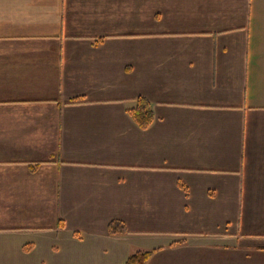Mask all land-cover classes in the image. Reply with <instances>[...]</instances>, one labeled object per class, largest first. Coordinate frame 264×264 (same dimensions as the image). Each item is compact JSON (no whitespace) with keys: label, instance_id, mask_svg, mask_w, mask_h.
Instances as JSON below:
<instances>
[{"label":"crops","instance_id":"0c3cea01","mask_svg":"<svg viewBox=\"0 0 264 264\" xmlns=\"http://www.w3.org/2000/svg\"><path fill=\"white\" fill-rule=\"evenodd\" d=\"M138 250L264 264V0H0V264Z\"/></svg>","mask_w":264,"mask_h":264},{"label":"trees","instance_id":"16d2710c","mask_svg":"<svg viewBox=\"0 0 264 264\" xmlns=\"http://www.w3.org/2000/svg\"><path fill=\"white\" fill-rule=\"evenodd\" d=\"M131 116L142 128L148 127L153 119L154 113L147 98L139 97L137 105L130 110ZM108 230L112 234L126 232V225L122 220H112L108 225ZM153 251L138 250L128 256L126 264H146Z\"/></svg>","mask_w":264,"mask_h":264},{"label":"rangeland","instance_id":"374dc122","mask_svg":"<svg viewBox=\"0 0 264 264\" xmlns=\"http://www.w3.org/2000/svg\"><path fill=\"white\" fill-rule=\"evenodd\" d=\"M52 257L48 258V262L46 264H56L54 260H51ZM32 264H43L42 260L43 258L41 256H33V258L30 259ZM23 263V262H22Z\"/></svg>","mask_w":264,"mask_h":264}]
</instances>
